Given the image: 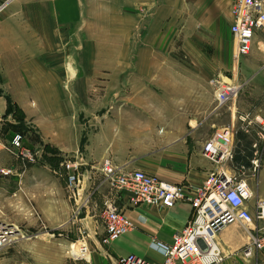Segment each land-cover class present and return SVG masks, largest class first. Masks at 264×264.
Here are the masks:
<instances>
[{
  "label": "crops",
  "instance_id": "obj_1",
  "mask_svg": "<svg viewBox=\"0 0 264 264\" xmlns=\"http://www.w3.org/2000/svg\"><path fill=\"white\" fill-rule=\"evenodd\" d=\"M104 2L125 16L113 20L107 31L115 32V26L122 32L127 61L110 53L111 62L97 64L96 47L83 44L80 0H0V125L8 140L13 133L9 126L18 124V116L34 129L43 143L41 161L53 165H48L53 176L65 179L64 184L48 180L47 187L65 188L61 161L77 158L81 163L78 194L52 205L51 218L66 217L57 228L60 239L53 242L57 263L116 264L119 257L135 254L159 264L162 256L149 241L170 243L187 223L190 203L130 206L121 193L116 205L133 228L103 245L101 204L108 189L101 183L102 160L122 171L141 170L179 184L193 195L217 167L202 156L206 139L227 128L234 151L238 143L250 142L252 148L260 136L251 124L264 126V47L254 39L250 51L236 58L229 30L234 0ZM180 19L184 26L177 25ZM179 34L185 61L169 55V42ZM87 51L95 62L73 65L71 57L83 59L90 56ZM215 77L240 85L234 100L221 107L209 84ZM8 102L12 110L6 114ZM241 165L246 167L232 159L227 166ZM258 171V181H264V162ZM249 186L264 199L258 187ZM67 228L73 232L71 238L65 233L66 241L61 236ZM78 241L86 242L88 252L74 259L66 252ZM215 241L225 254L221 264L256 263L238 250L239 232L220 231ZM260 259L258 264H264V251Z\"/></svg>",
  "mask_w": 264,
  "mask_h": 264
},
{
  "label": "built area",
  "instance_id": "obj_2",
  "mask_svg": "<svg viewBox=\"0 0 264 264\" xmlns=\"http://www.w3.org/2000/svg\"><path fill=\"white\" fill-rule=\"evenodd\" d=\"M233 20L229 25L230 34L235 41L236 58L247 54L253 40L264 47V0H234L231 6ZM213 87L214 100L222 106L236 97L240 85L226 83L219 77L209 80ZM264 135L260 134V137ZM24 136L19 132L11 135L9 151L23 165L34 164L41 158V151L23 143ZM256 143L247 167H228L232 161L231 131L221 128L205 140L202 156L217 165L204 179L200 189L187 195L182 186L172 184L141 170L122 171L115 168L107 159L102 160L99 173L101 183L107 186L108 193L102 201V221L104 225L101 244H109L133 228L131 219L116 205L117 196L126 194L128 205L139 204L171 208L176 201L187 200L190 205L189 219L182 230L172 236L170 243L151 239L149 247L162 256L159 264H221L225 254L215 238L227 227L237 228L240 234L238 250L244 258L264 250V199L255 196L248 184V176L256 177L260 167ZM66 178V187L71 197L78 194V172L81 163L77 158L60 162ZM4 174L12 173L10 168L1 169ZM78 209L74 210V214ZM7 232L0 229V244ZM71 249V248H70ZM77 253L81 257L87 252L85 242L78 244ZM18 264H24L18 262ZM116 264H158L148 262L137 255L119 257Z\"/></svg>",
  "mask_w": 264,
  "mask_h": 264
},
{
  "label": "rangeland",
  "instance_id": "obj_3",
  "mask_svg": "<svg viewBox=\"0 0 264 264\" xmlns=\"http://www.w3.org/2000/svg\"><path fill=\"white\" fill-rule=\"evenodd\" d=\"M104 1L110 0H80L81 22L85 27L81 30L83 33V44H89V46H94V48L96 47V52L98 54V57H96L97 64L100 63L104 65L105 63L111 62L110 53L115 56L116 59L120 58L127 61L126 56L123 54L126 50V40L123 38L122 32L116 31L115 26V32L107 31L108 27H112L111 24L113 20L125 18V16L121 13H118V15L115 13L118 10L122 11L119 7L112 5L105 7ZM114 1L115 0H113V2ZM121 24L120 29H122L125 23L121 22ZM184 24L183 19H180L177 23L178 26H184ZM183 39V35L179 34L178 39L169 42V49H171L169 55L173 52L178 54V57L185 61L188 58L187 55L181 51ZM86 53H90V56L84 55L83 59L71 57L73 65L93 64L95 62V56L92 55L91 51H87ZM79 61H83V63ZM219 79L226 83L231 81L225 77H219ZM247 118L248 117L245 116L244 120H247ZM23 126L24 131L21 129ZM29 126L30 124L27 125L22 123L20 129L13 128L12 130L13 133L19 132L24 136V145L34 146L38 149L41 148L44 152L43 143L37 139L38 136L34 132V129L32 127L29 129ZM251 126L255 133L258 132L264 135V126H260L259 123L258 125L253 123ZM28 129V133H25ZM257 140L254 142L259 152L261 167V163L264 162V136H259ZM9 141L10 139L8 140L3 137L0 125V229L1 231L4 230V232H7L5 234V240L0 244V264H18V262H23L24 264H87V261L57 263L55 258L57 251L54 248L55 245L53 246V242H55L56 239H60V237L56 235L57 228L66 217H60L56 220L51 218L55 209L52 205L58 202L60 197L66 198V196L69 195V191L66 184L61 192V186L55 185L54 187H47L50 184L46 185V181L55 179L58 182L60 181L61 184H64V177L57 178L53 176L52 173L48 171V165H53L47 161H41V158L34 164H27L24 167L25 170L21 172L23 165L9 151ZM252 150L254 149L252 148ZM62 159L63 158H60V161ZM59 162L56 163V166H58ZM8 168L12 170V173L4 174L1 172V169L6 170ZM245 176H248L249 183H251L254 188L258 187L260 195L264 196V181H258V174L256 177H251L250 173L245 171ZM81 215L80 213L79 218ZM225 230H229L231 234L240 231L232 226L222 231ZM52 231H55L54 234L51 233ZM71 232L73 231L67 228L63 231V236L61 237L66 240V233L71 238ZM78 242L80 243L82 241ZM78 242L72 245L71 248L74 247V249L77 250L78 247L76 246L79 244ZM71 251L72 250L69 248L66 253L71 255ZM263 251H259L252 255V259L256 262L255 264H258V262L261 263L260 257ZM87 252L83 255L80 254V256L85 257ZM81 257L76 258L79 259Z\"/></svg>",
  "mask_w": 264,
  "mask_h": 264
},
{
  "label": "trees",
  "instance_id": "obj_4",
  "mask_svg": "<svg viewBox=\"0 0 264 264\" xmlns=\"http://www.w3.org/2000/svg\"><path fill=\"white\" fill-rule=\"evenodd\" d=\"M6 108H7V110H6L5 113L6 114L11 113L12 108H11L9 102H8ZM18 118H19L18 124L13 125V126H9V127H11L12 129L13 128L20 129L21 124L22 123L24 124V122H22L20 120V116H18ZM21 129L24 131V126ZM249 145H250V142H246L244 144H241L240 146H239V143H238V146H236V148H235V150L233 151V154H232V158L234 159L235 163H242V164H244L246 166L248 165L249 159H250V155H251V152H252V148H249Z\"/></svg>",
  "mask_w": 264,
  "mask_h": 264
},
{
  "label": "bare ground",
  "instance_id": "obj_5",
  "mask_svg": "<svg viewBox=\"0 0 264 264\" xmlns=\"http://www.w3.org/2000/svg\"><path fill=\"white\" fill-rule=\"evenodd\" d=\"M225 231H229V230H225ZM75 246H76V245H75ZM76 247H78V245H77ZM71 250H72V253H74V254H76L77 251H78V250H75L74 247H72Z\"/></svg>",
  "mask_w": 264,
  "mask_h": 264
}]
</instances>
